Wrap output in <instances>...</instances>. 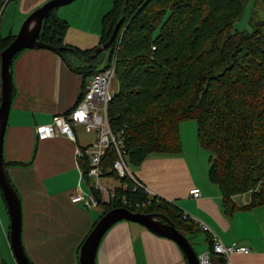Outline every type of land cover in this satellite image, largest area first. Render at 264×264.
Returning <instances> with one entry per match:
<instances>
[{
    "label": "trees",
    "instance_id": "obj_1",
    "mask_svg": "<svg viewBox=\"0 0 264 264\" xmlns=\"http://www.w3.org/2000/svg\"><path fill=\"white\" fill-rule=\"evenodd\" d=\"M146 1L114 0L103 17L99 40V45L105 43L121 22L103 67L115 61L119 86L109 103L108 117L111 128L125 138L129 164H140L152 152L181 153L180 125L196 120L199 145L210 151L208 177L220 189L224 212L232 215L264 205V19L253 31L233 29L247 0ZM57 8L45 19L43 40L68 46L58 53L73 70L86 78L92 76L103 68L98 67L96 57L77 65L67 53L88 55L94 47L80 50L65 44L69 25L56 14ZM15 35L0 36V50ZM116 158L111 145L102 159L103 174L127 183V189H116L107 211L127 207L163 213L193 245L199 224L172 201L150 196L139 187L134 191V182L114 170ZM80 164L87 172L88 157L80 158ZM248 192L251 200L237 204L234 196ZM101 194L97 195L100 204ZM207 238L214 264H227L214 252L210 233ZM0 264H6L1 253Z\"/></svg>",
    "mask_w": 264,
    "mask_h": 264
},
{
    "label": "crops",
    "instance_id": "obj_2",
    "mask_svg": "<svg viewBox=\"0 0 264 264\" xmlns=\"http://www.w3.org/2000/svg\"><path fill=\"white\" fill-rule=\"evenodd\" d=\"M12 1L3 13L0 33L4 15ZM19 1L22 10L29 14L47 0ZM113 3V0H79L58 7L56 14L69 25L64 42L79 46L74 43L71 31L91 34L87 37L82 35V39L93 37L94 44H97L103 30V17ZM16 33L17 30H10L8 35ZM92 46L88 45V48ZM12 73L15 93L4 138V159L9 163L6 166L10 179L21 197L24 248L33 264H81L83 242L107 212L110 193L123 184L109 173L103 174L102 178L117 181L110 186L109 181H105L109 187L103 192V203L99 207L73 203L71 195L77 192L82 178L77 148L92 145L97 134L96 137L81 138L76 131L83 125L74 124V139L63 134L40 139L37 128L51 122L56 114H68L77 105L91 76L86 78L73 70L58 52L46 48L23 49L12 64ZM113 89L116 92L118 87L113 85ZM186 123L183 121L180 125L181 153L152 152L140 164L131 166L133 172L157 195L171 200L195 220L208 244L207 233H210L213 241L218 238L226 244L239 242L251 247L249 254H234V264H264V205L240 209L232 215L224 212L220 189L208 177L210 157L207 161L204 148L194 134L196 124ZM185 125L191 126L193 141L184 140ZM82 186L90 191V179L84 180ZM194 187L202 192L199 198L190 194ZM1 194L4 198L2 191ZM243 195L234 196L237 204L249 202L241 201ZM0 218L6 243L9 241L8 231L1 214ZM6 247L11 255L7 244ZM10 257L8 264H17L12 255ZM95 264L188 262L174 240L141 223L121 220L112 225L101 239Z\"/></svg>",
    "mask_w": 264,
    "mask_h": 264
},
{
    "label": "water",
    "instance_id": "obj_3",
    "mask_svg": "<svg viewBox=\"0 0 264 264\" xmlns=\"http://www.w3.org/2000/svg\"><path fill=\"white\" fill-rule=\"evenodd\" d=\"M75 0H47L34 9L24 20L14 39L1 51V103H0V189L6 200L10 218L9 242L17 264H33L24 248L22 239L23 212L21 197L10 179L4 159V138L7 130L9 114L13 100L12 63L15 55L23 49L46 48L55 52L69 49L68 46L54 45L43 40L45 19L55 7L68 5ZM119 21L110 38L98 45L88 54L75 52L83 61H92L98 53L111 46L120 29ZM73 51L74 49L70 47ZM121 220L141 223L159 235L174 240L182 249L188 264H200L197 251L191 240L178 230L175 223L167 215L159 212L133 211L127 207L112 208L95 224L80 248V263L95 264L98 247L107 230Z\"/></svg>",
    "mask_w": 264,
    "mask_h": 264
},
{
    "label": "built area",
    "instance_id": "obj_4",
    "mask_svg": "<svg viewBox=\"0 0 264 264\" xmlns=\"http://www.w3.org/2000/svg\"><path fill=\"white\" fill-rule=\"evenodd\" d=\"M12 0H4L0 7V23L5 9ZM0 66H1V50H0ZM116 75V65L113 61L109 66L97 70L91 77L87 85V91L84 97L77 103L69 114H56L53 120L46 124L38 126L37 130L40 139H48L60 134L66 135L69 138H75L74 124H82L87 131L96 130L97 140L86 148H77V157H88L90 166L88 171L79 168L82 172L81 182L77 187V192L71 195L73 203H81L85 207H98L100 201L98 193L107 191V186L102 183L104 168L102 159L105 156L107 149L113 145L117 152V158L114 161L113 168L119 177H128L134 182L133 190L136 191L142 188L151 196L157 195L146 184L138 179L133 172L128 161V149L126 147L125 138L114 131L109 123L108 107L114 96V80ZM89 177L91 190H84L82 182ZM127 188V183L124 185ZM113 190L108 197L110 200L114 195ZM101 194V195H102ZM190 194L199 198L202 194L200 188L194 187L190 190ZM187 216V215H185ZM214 252L222 255L227 264H234V254H249L252 252L251 247L233 242L226 244L218 238L214 239ZM200 264H214L210 251L199 255Z\"/></svg>",
    "mask_w": 264,
    "mask_h": 264
},
{
    "label": "rangeland",
    "instance_id": "obj_5",
    "mask_svg": "<svg viewBox=\"0 0 264 264\" xmlns=\"http://www.w3.org/2000/svg\"><path fill=\"white\" fill-rule=\"evenodd\" d=\"M79 0H75L74 2H78ZM114 1V0H113ZM148 1V0H147ZM146 1V2H147ZM19 0H14L12 1V3L9 5L4 18H3V25H2V32L0 34H2V37L5 38L8 35V32L10 30H17V32L19 31L22 23L24 22V20L27 18V16L34 10H32L29 14H27L28 12H24L22 10V8L19 6ZM113 6V4H112ZM16 10V11H15ZM15 11V12H14ZM14 12V13H13ZM264 19V0H247L243 7L242 10L240 12V15L236 17V19L234 20V30H247V31H253L254 29H256L257 24L259 21ZM12 28L10 29L9 27ZM70 35H72V38L74 40V43L79 45V46H74V47H78L80 50H87L88 45H93L92 48L96 47L99 45V42H97V44L95 43V39L93 37L90 38H84L82 39V35L87 37L88 35L91 34H81V33H77V32H71L70 31ZM66 44V43H65ZM67 45V44H66ZM109 54V50L105 49L103 50L100 54H98L95 58L96 62L98 63V67L102 68L105 63H108V56ZM67 57L75 64L77 65H82L83 63L88 64L89 62H84L83 60H81L80 58H77L76 55H73L72 53H67ZM103 58H105L103 60ZM95 62V61H93ZM114 85L115 87H118V81L115 77L114 80ZM113 90V88H112ZM186 124H191V122H194V124H196V130L194 131L195 137L196 139H198V135H197V130H198V126H197V121L196 120H188L186 121ZM195 126V125H194ZM96 130H92L87 131L85 129L84 126L77 128L76 134H79L81 138H85L88 136L91 137H96ZM183 135H184V140L185 141H193L192 137H191V126L190 125H185V127H183ZM194 137V141L196 140ZM97 140V138H96ZM95 140V141H96ZM204 156L207 158V161H209V157H210V151L204 149L203 151ZM105 181H109L108 185L110 186V183L115 182L117 180H108L105 178H102V183L106 186H108ZM108 186V187H109ZM251 194L245 193L243 195V197H241V201H250L251 200ZM109 201V200H108ZM101 205V204H100ZM99 205V206H100ZM98 206V207H99ZM0 214L2 215V219H3V223L5 224V226L9 229V213L6 207V204L3 200V196L1 194V189H0ZM2 225L1 222V218H0V226ZM193 241V246L195 248V250L197 251V253L199 255L203 254L204 252L209 251V244L207 242V240L205 239V234L202 232H199L195 238L192 239ZM6 244L11 252V255L14 259V261L16 262L11 247H10V243L9 241H7L5 243V239H4V232H3V228L0 227V253L2 258L5 260V263L8 264L9 259L11 258L9 251L6 247ZM17 263V262H16Z\"/></svg>",
    "mask_w": 264,
    "mask_h": 264
},
{
    "label": "clouds",
    "instance_id": "obj_6",
    "mask_svg": "<svg viewBox=\"0 0 264 264\" xmlns=\"http://www.w3.org/2000/svg\"><path fill=\"white\" fill-rule=\"evenodd\" d=\"M1 51H2V50H1ZM103 68H104V67H103ZM0 73H1V66H0ZM91 77H92V76H91ZM130 166H131V165H130ZM135 175H136V174H135ZM140 181H141V180H140ZM125 184H126V183L123 184V188H125V186H124ZM125 189H127V188H125ZM150 196H151V195H150ZM155 196H159V195H155ZM110 200H111V199H110ZM170 201H171V200H170ZM8 237H9V234H8ZM9 243H10V242H9ZM198 255H199V254H198Z\"/></svg>",
    "mask_w": 264,
    "mask_h": 264
},
{
    "label": "bare ground",
    "instance_id": "obj_7",
    "mask_svg": "<svg viewBox=\"0 0 264 264\" xmlns=\"http://www.w3.org/2000/svg\"><path fill=\"white\" fill-rule=\"evenodd\" d=\"M115 77H116V75H115Z\"/></svg>",
    "mask_w": 264,
    "mask_h": 264
}]
</instances>
